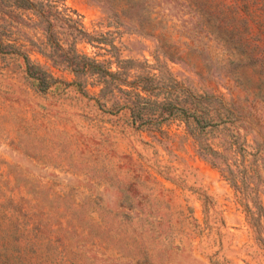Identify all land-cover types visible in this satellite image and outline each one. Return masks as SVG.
Here are the masks:
<instances>
[{"label":"rangeland","instance_id":"obj_1","mask_svg":"<svg viewBox=\"0 0 264 264\" xmlns=\"http://www.w3.org/2000/svg\"><path fill=\"white\" fill-rule=\"evenodd\" d=\"M75 44L153 100L223 96L231 174L179 119L132 117L141 89L54 64ZM262 156L264 0H0V264H264Z\"/></svg>","mask_w":264,"mask_h":264},{"label":"trees","instance_id":"obj_2","mask_svg":"<svg viewBox=\"0 0 264 264\" xmlns=\"http://www.w3.org/2000/svg\"><path fill=\"white\" fill-rule=\"evenodd\" d=\"M55 9V7H51ZM57 10V9H55ZM57 15H61L62 12L55 11ZM65 19L69 23H76L68 15ZM223 30V29H220ZM229 32V31H227ZM232 34L235 31H231ZM154 38H156L153 35ZM61 51H64L58 44ZM245 48L244 45L240 44L235 48V52L239 54V48ZM248 48L243 51L242 54H251L253 51H248ZM73 57L70 59H64L60 62L54 61V64H64L68 69L75 73L79 79L81 77L96 79L98 85L102 86L100 91L101 97H104L114 84L117 86L126 85L136 90L141 89L148 97H143L141 93L129 92L130 100H133L129 110L132 113V117L140 116L143 110H154L157 112L161 121H166L170 118H177L185 125L186 133L194 139L197 146V153L205 161L210 163L213 167L221 169L222 172H230L232 170V164L228 160V155L232 149L237 148L238 140L236 137L226 135V131L231 126L244 124V121L237 117L226 104L223 96L216 97L208 93H196L191 90H184L179 96L173 97L172 92L166 93L161 101L153 100L154 89L147 83H139L134 86V83H129L127 80L120 81L122 83H116V80L122 75V73H114L110 71V68L106 67L105 62H99L95 58H91L86 54H80L75 47L71 49ZM171 59L173 57H170ZM29 65L31 68H29ZM36 68V69H34ZM123 69L122 67H119ZM124 70V69H123ZM26 72L28 76L34 80V86L41 91L46 92L51 87L56 85L58 81L54 79L52 75H49L40 66H36L30 60L28 61V67ZM41 73V75H39ZM150 75V74H149ZM159 79L157 75H151L148 77V81H154ZM75 85L82 87L81 82H75ZM133 124L136 125L137 121L133 119ZM150 124L149 121L143 122L141 125ZM245 125V124H244ZM264 165V156H262ZM231 174V172H230ZM233 186H237V181L230 177ZM261 210L262 207H259Z\"/></svg>","mask_w":264,"mask_h":264}]
</instances>
